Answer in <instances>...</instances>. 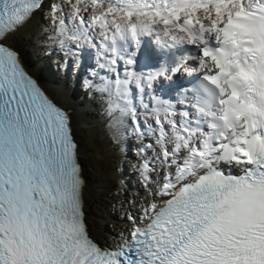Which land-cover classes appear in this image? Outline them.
Wrapping results in <instances>:
<instances>
[{
	"label": "snow or ice",
	"instance_id": "snow-or-ice-1",
	"mask_svg": "<svg viewBox=\"0 0 264 264\" xmlns=\"http://www.w3.org/2000/svg\"><path fill=\"white\" fill-rule=\"evenodd\" d=\"M38 17L136 145L112 241L88 223L73 114L15 46ZM0 264H264V0H0Z\"/></svg>",
	"mask_w": 264,
	"mask_h": 264
},
{
	"label": "bare ground",
	"instance_id": "bare-ground-1",
	"mask_svg": "<svg viewBox=\"0 0 264 264\" xmlns=\"http://www.w3.org/2000/svg\"><path fill=\"white\" fill-rule=\"evenodd\" d=\"M40 24H41V22L39 21V17H38L37 21L34 22L28 29H26L23 32V34L18 39V42L16 43L15 46L18 47L19 50L21 51L23 58H24V61L27 64L29 71L33 74H36L37 76L40 75L42 78V82H43L46 90L48 91V93L60 105H62V107L66 108L68 111H70L73 114V121H74V125H75V132L77 134V141L80 145V163H81L82 168H83V175L87 180V188L85 191V197H86V201H87L86 212L88 213V223H89V226L91 228L92 234L94 236H96L98 238H104L102 232L98 228V222L96 221V218L91 213V210H93L95 197L97 196V193H98V187H97V184H94V182L96 183V181H95L94 176L91 175V170H90V167H88L89 164L87 163V161H88L87 157L90 154L85 147V144H84L85 142L83 143L82 139L80 138L81 132L84 131L85 127H86L83 120H82V116H81L82 111L83 112L85 111V108L83 105L84 102L78 96L81 94H80L79 89L77 88V86L80 88H83V86L81 84V76L80 75H73L71 73V71H69V70L67 72L61 71L60 70L61 66L57 62L60 59V57L58 55H56V54H53L52 56L45 55L46 59H48L50 61V64L52 65L51 69L54 72H56V74H55L56 78H60L61 73H65V75L63 77L61 76V78L65 80L64 82H60V83L54 82L53 80H51L49 78V76L47 74H45V67H48L49 64H47V62L41 61V60H40L41 61L40 64H37L32 60V58L30 57V55L28 54L27 49H26V42H28V41H26V39L28 37H32L35 34V32L38 31ZM40 44H41V42H39V40L35 41L36 56L38 55L37 49H38ZM85 93L88 94L90 92H86V90H85ZM92 95L90 94V96H92ZM92 97H95L96 99L89 101L88 104H91L95 108L98 105V101H99V107H96V110L100 111L102 109V107H104L103 102L100 99H98L96 96H92ZM96 100H98V101H96ZM96 125H97V119L93 118L92 119V127L94 130H95ZM101 141L103 142V140L101 138H98V142L100 143L99 144L100 146H101ZM127 143H129L130 145L133 146V148H134L133 151H134L135 147H136L135 142L130 141ZM87 169H88V172H87ZM116 213H118V212H116ZM126 227H127L126 224H124L123 226H120V228L117 231H114L113 234L119 232L121 229H124ZM108 240L112 241L113 236H111Z\"/></svg>",
	"mask_w": 264,
	"mask_h": 264
},
{
	"label": "rangeland",
	"instance_id": "rangeland-1",
	"mask_svg": "<svg viewBox=\"0 0 264 264\" xmlns=\"http://www.w3.org/2000/svg\"><path fill=\"white\" fill-rule=\"evenodd\" d=\"M40 35H42L41 27L38 29V31L32 37H28L26 39V41H32L33 42V40L35 39L34 37L35 36L37 37V36H40ZM40 39L41 40L44 39V36H42ZM28 47H27V42H26L27 52H28V54L30 55V57L32 58L33 61L34 60L38 61V64H40L41 61L47 62L45 55H43V53H40L39 50H37V52H38L37 54L38 55L36 56L35 45L34 44H32V43L29 44L28 43ZM47 64H49V63H47ZM50 68H51V65L49 64V66L47 67V70L50 69ZM62 74L65 75L64 73H62ZM83 114H86V113L83 112ZM99 125H101V124L99 123L97 126H99ZM96 127H95V130H93V127L91 125V126H88L85 129L88 130V129L92 128V131H94L95 134H94V132H91L92 133L91 136L95 135L96 137L97 136L99 137V135H105L102 131L97 130ZM111 136H112V134H111ZM81 139L83 140V143H84L85 141H84V138L82 136H81ZM102 140H103L102 143L104 145H106V148H108L109 146H111L113 148L114 145L111 144L112 141L110 139H108L109 142H107V139H102ZM85 147H86L87 151L90 154L87 157V160H88L87 163L89 164L88 167H90L91 175L94 176V178H95L96 183L94 182V184H97V187H98V193H97V196L95 197V202H94V205H93V210H91V213L96 218V221L98 222V228L102 232L104 238L109 239L111 236H113V232L117 230L116 226H118L119 223H120L119 219L118 220L115 219V216L118 218V216L119 217L121 216V212L122 213L125 212L126 208L124 206V203H126L127 201H126V199H124L123 203L118 204L117 203L118 200L116 198H114L112 196V194H111L112 197H110V196H108V193L106 195H105V193H103L104 191L101 190V179L99 178L97 170H96L97 163L95 162V159L97 158V155H96V157L94 159V155L96 154V152L92 153L91 146H89L86 142H85ZM118 147H119L118 145L114 146V150H113L114 152L112 153V155L111 154L108 155L107 153H105L102 148H100V150L97 151V154H104V156L102 157V160H103V163L105 165H108V164L112 165V160H115V162L121 160L122 156L120 157L119 156L120 154H118V157H116V155H117L116 154V149ZM93 149L98 150V148H95V147ZM87 172H88V169H87ZM105 174H106V176H108L107 171H105ZM119 177H120V175H119ZM112 185H115V183L110 182L109 183V187H111ZM126 197L130 198L128 196H126ZM121 205H123V207ZM116 212H118V213H116Z\"/></svg>",
	"mask_w": 264,
	"mask_h": 264
},
{
	"label": "trees",
	"instance_id": "trees-1",
	"mask_svg": "<svg viewBox=\"0 0 264 264\" xmlns=\"http://www.w3.org/2000/svg\"><path fill=\"white\" fill-rule=\"evenodd\" d=\"M105 135H106V136H110V135H111V132L108 130V132H107ZM110 138L112 139V136H110ZM107 142H109V141L107 140ZM98 144H100V143L98 142ZM90 146H91L92 148L95 147L94 144H93V142H90ZM100 148H101V147H100ZM111 151H113V148H112L111 146H109L108 149H104V152H105V153H108V152H111ZM91 154H92V153H91ZM96 155H97V158L95 159ZM103 156H104V154H95V155H94V159L98 162V165H99V167H96V168H98L99 171H101V172H105V171L108 170V168H109L108 165H105V164L103 163V160H102V157H103ZM113 173L116 174L115 171H113ZM113 173H108V177H104V179H103V183H104V184H107L108 182H111V180H112V178H113ZM113 179H114V178H113Z\"/></svg>",
	"mask_w": 264,
	"mask_h": 264
}]
</instances>
